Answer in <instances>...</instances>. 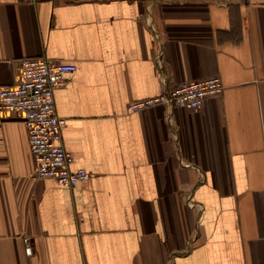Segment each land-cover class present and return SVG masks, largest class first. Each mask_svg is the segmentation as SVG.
Wrapping results in <instances>:
<instances>
[{"label": "crops", "instance_id": "0c3cea01", "mask_svg": "<svg viewBox=\"0 0 264 264\" xmlns=\"http://www.w3.org/2000/svg\"><path fill=\"white\" fill-rule=\"evenodd\" d=\"M25 56L56 88L71 187L0 118V264H264V0H0V85ZM219 77L193 111L132 101Z\"/></svg>", "mask_w": 264, "mask_h": 264}, {"label": "built area", "instance_id": "2783aa9c", "mask_svg": "<svg viewBox=\"0 0 264 264\" xmlns=\"http://www.w3.org/2000/svg\"><path fill=\"white\" fill-rule=\"evenodd\" d=\"M75 69L74 62L25 56L21 59L17 82L0 85V118L10 111L22 113L36 162L35 175L39 178L53 177L65 187H71L90 175L85 168H70L72 154L61 142V128L65 119L57 114L55 108V89L64 85ZM221 90L219 77H207L180 83L153 98L132 101L127 108L140 110L163 100L197 111L206 97Z\"/></svg>", "mask_w": 264, "mask_h": 264}]
</instances>
